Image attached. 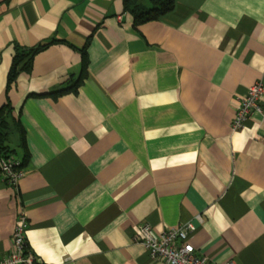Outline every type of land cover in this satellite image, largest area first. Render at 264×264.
<instances>
[{
    "label": "crops",
    "instance_id": "1",
    "mask_svg": "<svg viewBox=\"0 0 264 264\" xmlns=\"http://www.w3.org/2000/svg\"><path fill=\"white\" fill-rule=\"evenodd\" d=\"M52 38L7 89L14 48ZM258 80L264 0H175L137 28L122 0H0V107L25 162L17 191L0 176V259L22 209L38 264H164L133 237L185 222L213 264H264V93L231 128Z\"/></svg>",
    "mask_w": 264,
    "mask_h": 264
},
{
    "label": "built area",
    "instance_id": "2",
    "mask_svg": "<svg viewBox=\"0 0 264 264\" xmlns=\"http://www.w3.org/2000/svg\"><path fill=\"white\" fill-rule=\"evenodd\" d=\"M263 93V83L258 80L247 88L243 97L238 98L231 122L233 131L242 129L246 120L252 118L254 114L263 113L261 103ZM23 174L24 170L20 168L18 160L0 156V176L15 191L18 179ZM27 227V216L20 209L12 231L11 250L7 256L0 259V264H38L26 240ZM195 230L196 228L189 222L160 232L150 224L143 223L133 241L142 244L152 259L160 260L164 264H213L208 257L197 254L189 244V236Z\"/></svg>",
    "mask_w": 264,
    "mask_h": 264
},
{
    "label": "trees",
    "instance_id": "3",
    "mask_svg": "<svg viewBox=\"0 0 264 264\" xmlns=\"http://www.w3.org/2000/svg\"><path fill=\"white\" fill-rule=\"evenodd\" d=\"M124 11L129 12L133 18V27L137 28L139 25L158 20L162 15L171 11L174 7L175 0H122ZM57 41L56 39H48L39 45L32 48L15 47L14 55L7 74V89H9L16 81L18 75L31 68L33 55ZM82 50V55L84 54ZM62 88L52 91L49 94H61L69 90H76L79 81L72 79L67 81ZM16 132L22 144L23 129L19 118L13 116V108L7 101L0 107V156L5 158H13L15 150L10 147L8 142L11 133ZM17 160V159H16ZM19 161V160H18ZM20 168H25V162L20 160Z\"/></svg>",
    "mask_w": 264,
    "mask_h": 264
}]
</instances>
